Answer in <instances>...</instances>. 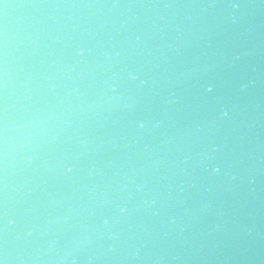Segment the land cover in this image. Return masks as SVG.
<instances>
[{
  "label": "water",
  "instance_id": "1",
  "mask_svg": "<svg viewBox=\"0 0 264 264\" xmlns=\"http://www.w3.org/2000/svg\"><path fill=\"white\" fill-rule=\"evenodd\" d=\"M0 264H264V0H0Z\"/></svg>",
  "mask_w": 264,
  "mask_h": 264
}]
</instances>
